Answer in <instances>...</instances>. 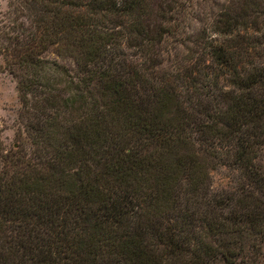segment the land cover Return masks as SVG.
I'll return each mask as SVG.
<instances>
[{
	"label": "trees",
	"instance_id": "16d2710c",
	"mask_svg": "<svg viewBox=\"0 0 264 264\" xmlns=\"http://www.w3.org/2000/svg\"><path fill=\"white\" fill-rule=\"evenodd\" d=\"M9 6L0 264H264V0Z\"/></svg>",
	"mask_w": 264,
	"mask_h": 264
},
{
	"label": "rangeland",
	"instance_id": "374dc122",
	"mask_svg": "<svg viewBox=\"0 0 264 264\" xmlns=\"http://www.w3.org/2000/svg\"><path fill=\"white\" fill-rule=\"evenodd\" d=\"M11 0H0V22L2 15L9 13ZM199 26V25H198ZM169 41L164 43L163 49L170 47ZM48 57H56L53 51L45 52ZM59 62L70 66L67 58H57ZM20 103L18 100L14 78L4 67L3 57L0 54V148L7 149L19 139L23 138L22 122L19 115ZM18 134V136H17ZM20 134V135H19ZM20 136V137H19ZM236 184V172L223 165L209 170V186L214 191L231 190ZM264 251V245L262 247Z\"/></svg>",
	"mask_w": 264,
	"mask_h": 264
}]
</instances>
